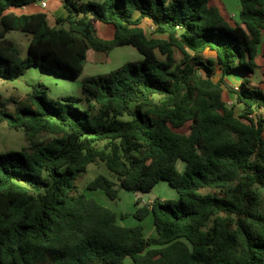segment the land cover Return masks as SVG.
I'll use <instances>...</instances> for the list:
<instances>
[{
  "label": "trees",
  "instance_id": "obj_1",
  "mask_svg": "<svg viewBox=\"0 0 264 264\" xmlns=\"http://www.w3.org/2000/svg\"><path fill=\"white\" fill-rule=\"evenodd\" d=\"M39 1L0 0V79L37 68L79 80L91 51L132 47L143 60L82 79L83 97L51 100L35 87L13 112L0 110V124L28 142L0 153V264H264V90L252 82L264 0H240L235 24L213 0H62L68 15L56 26L45 13L16 14ZM102 24L114 39L101 38ZM12 31L33 36L27 58ZM234 75L230 107L224 85ZM97 162L117 182L100 175L88 190L111 201L161 182L178 199L138 200L140 224L122 226L76 186ZM150 215L154 236L141 224Z\"/></svg>",
  "mask_w": 264,
  "mask_h": 264
},
{
  "label": "rangeland",
  "instance_id": "obj_2",
  "mask_svg": "<svg viewBox=\"0 0 264 264\" xmlns=\"http://www.w3.org/2000/svg\"><path fill=\"white\" fill-rule=\"evenodd\" d=\"M54 1L57 0H50ZM213 6L220 9L221 13L231 23L235 24L239 21V13L241 11L240 0H213L211 3ZM52 24H55L53 22ZM143 26L150 37H156L154 29L149 22H144ZM33 36L31 34L22 33L18 31H12L7 35V39L12 41L16 48L19 50L21 58L25 59L28 55V48ZM262 51V47H261ZM102 58L101 62L97 60ZM207 57H211L210 54ZM176 59L178 63L182 62V56L177 51ZM143 60V56L132 47L117 48L109 54H97L94 51L89 53L86 61V67L83 77H91L97 75H104L114 72L123 65L130 62H139ZM264 72V59L260 56L258 58V68L253 76L252 82L254 87L264 90V80L262 73ZM216 80L219 76L215 77ZM79 80H68L58 76H54L37 68L29 70L20 79L10 82L0 79V110L13 112L15 110L16 102L24 100L28 93H30L35 87L41 91H45L47 96L51 100H62L67 96L83 97L82 83ZM231 80H226L224 85V99L231 107L235 104V95L233 90L238 86ZM85 109L86 105H80ZM239 114L240 108L237 109ZM258 114L264 116V109H261ZM128 120L129 117H124ZM189 128L187 124L179 132L184 133ZM28 145L26 140V134L23 129L13 130L8 127L7 124H0V153H6L10 151H20ZM105 143L99 144V148L102 149ZM185 164L182 161L178 163V169L183 171ZM103 175L112 181L117 182V177L108 170L106 165L102 162L91 164L87 171L80 175L76 180V186L79 193H84L87 197L95 199L97 202L105 206L106 208L115 212L119 217V223L125 227H136L140 222L135 218L136 203L138 200L148 202L151 195H145L142 192H127L121 190L119 199L117 201H111L103 191H90L88 185L95 180L98 176ZM153 196L163 201H172L178 199L177 192L169 186L167 182H161L151 192ZM125 216V218H123ZM141 224L144 227L145 234L147 236L156 235L153 225V216H148Z\"/></svg>",
  "mask_w": 264,
  "mask_h": 264
},
{
  "label": "crops",
  "instance_id": "obj_3",
  "mask_svg": "<svg viewBox=\"0 0 264 264\" xmlns=\"http://www.w3.org/2000/svg\"><path fill=\"white\" fill-rule=\"evenodd\" d=\"M42 1L46 2V4H47L46 8L42 7ZM42 1H39L38 3H35V4H31V5L27 6V7H24L21 10H17L16 14H18V15H33V14H38V13H45V14L48 15L49 22H50L51 26H56L57 19L67 17L68 12L64 8L62 0L54 1L55 3H52L53 1H50V0H42ZM94 1L102 2L103 0H94ZM53 22H55V24H52ZM145 22H149V21H145ZM99 28H100V36H101V38H103L105 40L114 39V36H115L114 27L102 24V25L99 26ZM262 52H263V46H262V51L260 49L259 57L260 56L262 57ZM89 53H88V56H89ZM97 54H106L107 55V53H97ZM101 60H103V59L99 57V59L97 61L101 62ZM31 69H33V68H31ZM31 69H29V70H31ZM29 70L27 72H29ZM85 70L86 69H84V72H85ZM83 76H84V73L80 77L81 80L86 78V77H83ZM228 79L233 81L235 84H237V82H238L239 84H238V86L235 87V90L239 89L241 79L237 75L231 76V77L227 78L226 80H228ZM144 202H146V201H144ZM151 236H154V235L152 234Z\"/></svg>",
  "mask_w": 264,
  "mask_h": 264
},
{
  "label": "built area",
  "instance_id": "obj_4",
  "mask_svg": "<svg viewBox=\"0 0 264 264\" xmlns=\"http://www.w3.org/2000/svg\"><path fill=\"white\" fill-rule=\"evenodd\" d=\"M42 7H43V8H46V7H47V4H46L45 1H42Z\"/></svg>",
  "mask_w": 264,
  "mask_h": 264
},
{
  "label": "water",
  "instance_id": "obj_5",
  "mask_svg": "<svg viewBox=\"0 0 264 264\" xmlns=\"http://www.w3.org/2000/svg\"><path fill=\"white\" fill-rule=\"evenodd\" d=\"M150 195H151V199L152 200H155L156 199V197L155 196H153V194L152 193H149Z\"/></svg>",
  "mask_w": 264,
  "mask_h": 264
}]
</instances>
